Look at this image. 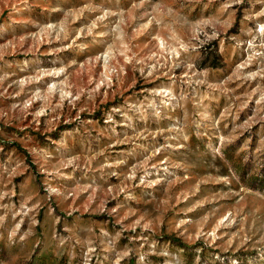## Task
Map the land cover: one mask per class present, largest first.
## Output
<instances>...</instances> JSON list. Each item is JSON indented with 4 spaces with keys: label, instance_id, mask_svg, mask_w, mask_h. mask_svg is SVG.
<instances>
[{
    "label": "rangeland",
    "instance_id": "374dc122",
    "mask_svg": "<svg viewBox=\"0 0 264 264\" xmlns=\"http://www.w3.org/2000/svg\"><path fill=\"white\" fill-rule=\"evenodd\" d=\"M0 264H264V0H0Z\"/></svg>",
    "mask_w": 264,
    "mask_h": 264
}]
</instances>
